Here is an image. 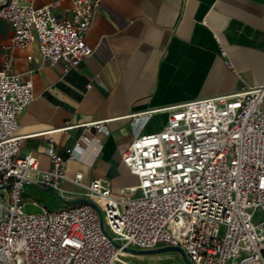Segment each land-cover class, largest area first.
I'll return each instance as SVG.
<instances>
[{"label":"built area","instance_id":"2783aa9c","mask_svg":"<svg viewBox=\"0 0 264 264\" xmlns=\"http://www.w3.org/2000/svg\"><path fill=\"white\" fill-rule=\"evenodd\" d=\"M101 1L72 0L60 14L61 0H0V17L14 28L0 68V264H117L127 247L161 245L182 247L194 264H264V82L169 106L162 130L122 151L137 182L117 188L120 197L108 176L86 185L99 209L81 202L25 211L26 184L64 195L66 159L51 149L52 167L43 170L37 156L19 154V118L34 80L12 70L13 51L37 45L43 66H77L94 52L87 34ZM221 55L232 67L223 46ZM90 139L82 135L77 147ZM82 178L77 172L73 181Z\"/></svg>","mask_w":264,"mask_h":264},{"label":"crops","instance_id":"0c3cea01","mask_svg":"<svg viewBox=\"0 0 264 264\" xmlns=\"http://www.w3.org/2000/svg\"><path fill=\"white\" fill-rule=\"evenodd\" d=\"M19 1L41 6L55 0ZM71 4L61 0L57 12ZM13 33L0 17V68ZM87 41L94 52L68 71L43 66L37 45L13 51L12 70L34 80V98L19 118V154L37 156L43 170L52 167L51 149L61 154L62 192L70 198L85 197L86 185L99 177H110L115 191L135 183L124 180L134 174L122 151L140 134L162 130L169 106L264 82V0H102ZM91 122L102 129H89ZM82 135L91 139L77 147ZM77 172L81 184L73 181ZM23 199L33 212L68 204L32 183Z\"/></svg>","mask_w":264,"mask_h":264},{"label":"rangeland","instance_id":"374dc122","mask_svg":"<svg viewBox=\"0 0 264 264\" xmlns=\"http://www.w3.org/2000/svg\"><path fill=\"white\" fill-rule=\"evenodd\" d=\"M124 180L129 182H137L138 178L134 175L126 174L124 176ZM115 196L120 197L121 194L115 191ZM62 208V207H60ZM50 209H57V208H50ZM25 211L27 208H25ZM33 212V211H29ZM263 218V213L260 210H257V214L255 216V221H259ZM165 245H161L156 247L155 249L161 248ZM134 254L122 256L121 258L124 259L120 260L117 264H188L182 254L175 250H156V251H141V252H134ZM229 264H235V262L230 261Z\"/></svg>","mask_w":264,"mask_h":264},{"label":"water","instance_id":"95a60500","mask_svg":"<svg viewBox=\"0 0 264 264\" xmlns=\"http://www.w3.org/2000/svg\"><path fill=\"white\" fill-rule=\"evenodd\" d=\"M57 195L62 199L64 200L65 202H68V203H81V202H88L92 205H94L96 208H98L97 204L95 202H93L92 200L86 198V197H83V198H70V197H66L64 195H61L59 193H57ZM99 209V208H98ZM128 251H134V252H141V251H156V250H175V251H178L182 254V256L184 257L185 261L188 263V264H194L193 262H191L189 260V258L187 257V254L185 252V250L180 247V246H175V245H165L161 248H158V249H155V248H152V249H135V248H130V247H127L126 248Z\"/></svg>","mask_w":264,"mask_h":264},{"label":"bare ground","instance_id":"6f19581e","mask_svg":"<svg viewBox=\"0 0 264 264\" xmlns=\"http://www.w3.org/2000/svg\"><path fill=\"white\" fill-rule=\"evenodd\" d=\"M132 254H134L133 252H131V251H124L123 252V256H126V255H132ZM120 260H123V261H125L124 259H122V258H120ZM120 260H119V262H120ZM118 262V263H119Z\"/></svg>","mask_w":264,"mask_h":264}]
</instances>
